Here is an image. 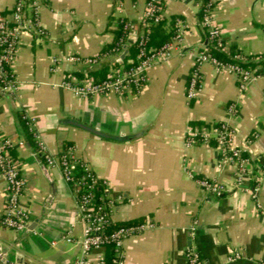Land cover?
<instances>
[{"label": "crops", "instance_id": "obj_1", "mask_svg": "<svg viewBox=\"0 0 264 264\" xmlns=\"http://www.w3.org/2000/svg\"><path fill=\"white\" fill-rule=\"evenodd\" d=\"M18 0H0L8 12ZM146 0H40L36 27L26 29L11 65L18 86L15 94H0V131L23 139L20 114L35 118L34 144L25 141L10 154L20 162L25 180L28 226L0 228V242L16 255L36 264H67L79 254L83 225L70 186L58 166H48L38 150L42 139L50 152L68 146L108 183L116 198L112 220L138 219L155 223L152 230L124 241L123 264H188L184 248L192 245L204 264H224L236 250L264 260V77L240 91L235 76L214 65L201 66L203 86L188 100L186 87L193 58L191 47L205 45L199 23L200 0H170L167 20L182 22L184 38L169 58L154 63L137 95L77 97L61 83L81 78L82 71L100 78L109 71L107 59L90 69L62 65L50 71L52 59L66 54L98 55L114 39L120 20L140 25ZM214 23L221 29L227 51H240L264 60V0H214ZM129 54V47L125 50ZM259 56V57H258ZM238 102V112L227 107ZM226 121L233 144L250 160L249 175L235 185L236 168L221 162L213 143L186 144L189 127L209 128ZM79 124L95 128L114 140L98 136ZM195 129V128H194ZM215 179L229 190L216 197L189 175ZM119 197V199L117 198ZM5 179L0 172V210L6 204ZM195 225L191 236L186 229ZM70 230L73 242L64 238Z\"/></svg>", "mask_w": 264, "mask_h": 264}, {"label": "built area", "instance_id": "obj_2", "mask_svg": "<svg viewBox=\"0 0 264 264\" xmlns=\"http://www.w3.org/2000/svg\"><path fill=\"white\" fill-rule=\"evenodd\" d=\"M118 4L120 0H116ZM170 0H146L140 17V25L135 26L128 20H120L124 37L119 44L90 57H81L76 54H66L54 57L50 71H56L62 65L83 64L90 69L97 67L101 62L109 59L119 62L117 67H110L105 78L91 76L87 69L82 71L81 78L65 79L61 85L73 91L77 97H91L94 95L116 94L118 96L137 95L146 81L149 68L156 62L170 57L172 51L180 46L184 38L182 22L178 21L175 33L168 41L158 48L148 46L149 34L146 27L151 23H157L163 17L165 4ZM214 2V0H212ZM40 0H18L8 11H0V90L5 94L13 95L18 89L14 77L8 75V69L16 56V50L22 33L30 27H36L37 32L43 35L38 23V9ZM200 25L208 33V39L216 40L226 52V44L221 36V29L212 18V9L202 18ZM136 43V62L130 66L122 65V53L127 47ZM187 53L193 58V67L189 73L186 97L194 100L203 86L201 66L205 63L214 65L218 70L233 74L237 80L240 91L248 88L257 77H264V64L254 67H244L238 63H223L212 56L205 45L191 47ZM239 53L233 55L237 60H244ZM229 116H235L238 112V102L232 101L227 107ZM28 130L34 135L33 122L35 118L22 114ZM233 130L228 122L220 121L209 128L194 129L189 127L186 134V144L196 142L209 143L211 139L216 142V147L221 156V162L233 165L236 168L235 185L243 182V177L249 175L250 160L243 150L233 144ZM23 139H13L0 131V172L5 179L6 204L0 210V228L16 231L24 230L28 226V207L25 202L26 183L20 173V162L12 157L11 150L16 146H24ZM38 150L42 154L44 162L48 166H58L65 182L70 186L76 214L83 225L82 236L77 243L80 252L67 264H105L106 251L110 248L112 264H123L124 241L131 237L155 227L151 220H141L122 224L115 228H108L112 223V212L116 198H112L108 192V183L100 179L90 168L88 163L75 155L74 147L68 146L58 154L49 151L42 139H37ZM194 178L192 173H189ZM197 185L204 191L219 197L229 190L215 179L195 177ZM96 189L101 190L96 194ZM119 199V197H117ZM186 229L191 236L197 232L196 226L190 225ZM67 242H73L71 231L64 236ZM184 256L188 264H204L199 252L192 245L184 248ZM28 264H36L27 258ZM0 264H24L17 262L9 255V252L0 242ZM39 264V263H38ZM42 264V263H41ZM63 264V263H45ZM224 264H264V260L243 255L239 250L231 252Z\"/></svg>", "mask_w": 264, "mask_h": 264}, {"label": "trees", "instance_id": "obj_3", "mask_svg": "<svg viewBox=\"0 0 264 264\" xmlns=\"http://www.w3.org/2000/svg\"><path fill=\"white\" fill-rule=\"evenodd\" d=\"M213 6H214V2L212 0H200V6H199V12H198L199 23L201 22L202 18L208 13V11H210L213 8ZM177 20H178L177 17L170 18L169 20H167L166 17H162L159 22L149 24L146 27L148 34H149L148 46L151 48H158L163 43L168 41L169 38L176 31ZM201 29L203 31V35H204V39H205V46H206L208 52L212 56L216 57L219 61H221L223 63H235L236 62L239 65L244 66V67H248V66L254 67V66L259 65V64H264V60L255 61L256 56H254V55H244L240 51H227L226 52L221 46L217 45L216 40L208 39V33L203 26H201ZM114 33L115 34H114L113 41L110 44L106 45L101 52L115 48L119 44L122 37H124L125 32L123 31L121 24L118 25V27L116 28ZM128 47H129V54L130 55H126L124 58H122V65L126 66V67L130 66L131 64L136 62V54H137L136 43H132ZM236 53L241 54L243 56L242 58L244 60H237V59L233 58V55ZM119 65H120L119 62L111 61L106 66V68L108 67L110 69V67L114 68V67H117ZM107 74H108V72L106 74H103V76L100 78H105ZM8 75L13 76L11 68L8 69ZM2 93L3 92L0 90V94H2ZM21 116H22V114H20V118H21V123H22V134H23L24 141L26 143H28L29 145H33L34 140H33L32 133L28 130V126H27L26 122L22 119ZM192 126H193V128L196 129L198 125H197V123H194V125H192ZM209 143H213L216 146V142L213 139H211L209 141ZM100 193H101V190L96 189V194H100ZM141 220L142 219H138V220H134V221H126V222L112 221V223L109 225L108 228H115V227L120 226L122 224L137 222V221H141ZM111 258H112V255L110 253V248L108 247V249L106 251L105 264H112Z\"/></svg>", "mask_w": 264, "mask_h": 264}, {"label": "water", "instance_id": "obj_4", "mask_svg": "<svg viewBox=\"0 0 264 264\" xmlns=\"http://www.w3.org/2000/svg\"><path fill=\"white\" fill-rule=\"evenodd\" d=\"M126 51H124L121 55V57L123 58V56L125 55ZM81 127H83L85 130H88L90 132H92L93 134H96L98 136H102V137H106V138H109V139H114V140H121V139H125V138H121V137H114V136H109L95 128H92L90 126H87V125H84V124H79ZM16 261L19 263V262H23L24 264H28V260L25 259L23 256L21 255H16Z\"/></svg>", "mask_w": 264, "mask_h": 264}]
</instances>
